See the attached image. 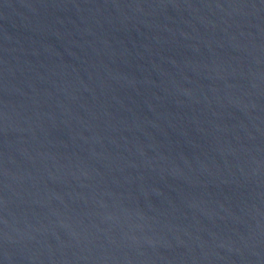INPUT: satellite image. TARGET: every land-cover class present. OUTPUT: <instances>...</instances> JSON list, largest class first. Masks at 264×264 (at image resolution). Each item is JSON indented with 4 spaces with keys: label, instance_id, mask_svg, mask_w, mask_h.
Listing matches in <instances>:
<instances>
[{
    "label": "water",
    "instance_id": "95a60500",
    "mask_svg": "<svg viewBox=\"0 0 264 264\" xmlns=\"http://www.w3.org/2000/svg\"><path fill=\"white\" fill-rule=\"evenodd\" d=\"M0 264H264V0H0Z\"/></svg>",
    "mask_w": 264,
    "mask_h": 264
}]
</instances>
